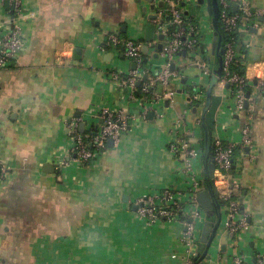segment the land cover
Segmentation results:
<instances>
[{
    "label": "crops",
    "instance_id": "1",
    "mask_svg": "<svg viewBox=\"0 0 264 264\" xmlns=\"http://www.w3.org/2000/svg\"><path fill=\"white\" fill-rule=\"evenodd\" d=\"M160 2L23 0L20 22L26 45L10 66L0 69V264L184 262L183 223L149 224L134 206L146 193L189 186L184 159L169 145L186 131L187 138L201 146L202 111H195L188 95L196 83L207 80L195 62L176 63L177 94L164 101L163 116L130 118L120 142L108 144L94 163L71 162L64 171L57 169L70 142V122L79 119L80 131L97 126L96 112L103 105L139 113L137 106H129L127 89L109 76L110 70L126 75L134 64L116 49L102 46L108 34L121 32L123 25L128 36L135 33L144 39L149 16ZM10 3L0 0V38L12 28ZM251 3L259 15L243 30L242 48L252 87L254 144L237 153L231 181L246 189L242 202L251 230L242 237L241 247L255 262L254 254L264 256V91L258 86L264 81V0ZM213 37H208L211 44ZM217 87L221 91L216 94L224 93L222 105L231 104V93ZM156 89L160 92V85ZM243 122L238 116L228 135L237 137ZM46 163L54 170L45 171ZM214 242L220 250L212 262L233 264L229 255L234 245L222 225ZM204 249L197 244V251Z\"/></svg>",
    "mask_w": 264,
    "mask_h": 264
},
{
    "label": "built area",
    "instance_id": "2",
    "mask_svg": "<svg viewBox=\"0 0 264 264\" xmlns=\"http://www.w3.org/2000/svg\"><path fill=\"white\" fill-rule=\"evenodd\" d=\"M162 1L163 5L155 12L156 17L150 19L156 25V34L152 41L145 38L122 37L121 33L112 32L108 34L107 41L102 46L103 50L109 47L116 49L118 54H122L134 64L126 75H122L117 70H110L109 76L118 82L121 89H127L126 96L129 106L133 102H140V106H137L139 113H130L128 107L103 105L96 112L99 122L97 126L93 125L86 131H80L79 119L70 122L71 138L65 154H61L58 158V171H64L71 162L85 165L94 163L108 148L109 140H113L114 143L120 142L129 129L130 118L147 119L151 113L163 116L164 101L174 99L176 92L172 83L175 78L179 77L178 71L171 69V63H177L175 60L183 57L184 50L187 57L195 59L196 66L201 69L204 76L214 75L215 55L212 53L213 44L208 38L214 35L212 16L206 11L205 13L199 11L198 13L203 14H200V21H198L197 15H191L186 6L188 0ZM218 2L219 22L230 33V37L224 45L223 74L217 85L222 90H230L231 104L221 106L213 132L212 158L216 164L214 186L219 199L223 202L222 208L224 207L221 225L227 232L228 240L234 245L229 258L233 264H264L262 254H254L256 261L252 262L253 254L244 251L241 247L243 246L242 237L251 230V223L249 215L243 209L242 199L235 197L239 188L231 181V172L237 153H243L247 148H252L254 144L251 135L253 111L250 107L253 97L252 95L248 97L246 94V87H251L250 80L246 74H240L234 67L241 56L238 47L243 46L242 32L246 27L255 24L259 13L253 12L251 0H218ZM196 3L195 6L205 4H201L199 0ZM235 4H238L237 10L234 9ZM10 7L9 21L12 28L0 38V69L10 66L26 45L23 26L20 22L24 16L23 0H11ZM208 21L212 28L210 34L204 28V23ZM160 34H164L166 38L160 40ZM160 42H163V48L159 50L157 46ZM145 46L148 47L147 51H144ZM151 50L155 53L151 54ZM209 50L211 55L206 57L210 60L205 61L200 57V53ZM145 52L149 56L147 67H145ZM156 53H159V58L163 61L153 66L150 60L152 57L155 58ZM146 75L147 78H145ZM159 85L160 92L156 89ZM258 86L264 91L263 80L258 82ZM208 87L209 81L196 83L193 89L189 90L188 96L191 104H197L198 108L205 105ZM222 95L224 96V93ZM247 101L249 108H246ZM224 116L226 120L223 119ZM236 116H242L244 122L238 130V136L230 137L228 131L236 121ZM198 122L203 123L202 115L198 118ZM187 136L186 131L176 134L169 145L172 152L184 159V170L189 179L187 189L167 187L152 191L138 197L135 205L138 206L136 210L138 216L149 224L161 220L181 221L184 227L181 242L187 248L184 264H194L195 257L198 256L197 242L206 220V213H202L204 208L197 198V193L205 187L204 149L202 145L196 146L194 140ZM173 257L177 258V255ZM212 261L211 259V264H213Z\"/></svg>",
    "mask_w": 264,
    "mask_h": 264
},
{
    "label": "water",
    "instance_id": "3",
    "mask_svg": "<svg viewBox=\"0 0 264 264\" xmlns=\"http://www.w3.org/2000/svg\"><path fill=\"white\" fill-rule=\"evenodd\" d=\"M199 2L201 4H204L205 0H199ZM207 4H208V12L212 16V24L214 28L212 53L216 57V62L218 63V67L214 69V75L212 76L209 87L207 89L206 102L201 110L202 111L201 115L203 117L202 126L206 131L207 147L204 150V155H203L205 187L197 193V198L199 203L205 210H210L207 212L208 217L211 216L213 213H216L217 221L210 235H208V226L204 227L202 233V241L206 242V247L203 252H201L197 257H195L194 264H211L212 255L210 254V248L217 236V232L220 228L223 217L221 210L223 202L219 199V194L217 193L216 188L214 186L216 164L212 158V146H213V132L216 126L217 116L224 99V96L222 94H216L214 92V88L217 86L219 79L223 74V54L225 53V49L224 47H222V37L218 30L219 19H220L219 2L218 0H207ZM162 5H163V1L160 2V6ZM237 8H238V4H235L234 9L237 10ZM155 17H156L155 14H151L149 16L150 19H154ZM126 31H127V26L123 25L122 31L119 33H125ZM252 31H256L255 28ZM155 34H156V25L152 21H149L146 24L145 39L148 41H152L155 38ZM165 38L166 37L164 34L159 35L160 40H164ZM157 47L159 50L162 49L163 42H160ZM238 49L240 50L241 46H239ZM147 50L148 47L145 46L144 51ZM182 55L187 56L185 50L182 52ZM155 58H159V53L155 54ZM209 60L210 58H208V61ZM176 65H177L176 62H172L171 69L176 70ZM145 78H147V75L145 76ZM183 82L186 83L187 80L184 79ZM255 84H257V81L255 82ZM183 91L185 90H180V92ZM247 96L248 97L251 96V92H248ZM246 108H249L248 101L246 102ZM198 110L199 108L196 106L195 111ZM152 116H154L153 113L150 114V117ZM108 144L109 146L115 145L113 140H109ZM246 150L248 151L249 148H247ZM49 167L51 168L50 170L48 169ZM234 168L235 165L233 166V169ZM44 169L45 171L51 172L54 170V165L52 163H46L44 165ZM137 208L138 206L135 205L134 209L137 210Z\"/></svg>",
    "mask_w": 264,
    "mask_h": 264
},
{
    "label": "trees",
    "instance_id": "4",
    "mask_svg": "<svg viewBox=\"0 0 264 264\" xmlns=\"http://www.w3.org/2000/svg\"><path fill=\"white\" fill-rule=\"evenodd\" d=\"M7 9L10 10L11 7L9 4H7ZM14 15V13H13ZM218 30L220 32V35L222 37V47H224L225 43L228 41L229 37H230V33L228 31H226L223 26L221 25V23L219 22V27H218ZM122 37H126V32L121 34ZM241 38H242V35H241ZM204 52V51H203ZM241 56L240 58L238 59V62H237V65H235V70H237L240 74H245V67H244V64L242 62H245V54L247 51L244 50V48L241 47V49L239 50ZM145 67H147L148 65V54H146L145 52ZM205 61H208L207 57H204ZM218 67V63L216 62V68ZM192 90V89H191ZM248 92H251V95H252V87H246V94H248ZM197 104H194V106H196ZM203 127V126H202ZM214 139V138H213ZM200 142H201V145L203 147V149L205 150L206 147H207V141H206V131L203 127V133H202V137L200 139ZM245 192H246V189L242 186L239 187V189L237 190V192L235 193V197L236 198H239V199H243L244 195H245ZM212 210V209H211ZM210 211V210H206V218H207V221H206V226H208V235L211 234L212 232V229L214 228L215 224H216V221H217V216H216V213H213L211 216H207V212ZM222 223V222H221ZM221 226V225H220ZM202 233L203 231L201 232V236L199 237V240L197 242V244H201L202 247L205 246L206 247V242L202 241ZM204 251V250H203ZM202 250L199 251L198 250V255L203 252Z\"/></svg>",
    "mask_w": 264,
    "mask_h": 264
},
{
    "label": "rangeland",
    "instance_id": "5",
    "mask_svg": "<svg viewBox=\"0 0 264 264\" xmlns=\"http://www.w3.org/2000/svg\"><path fill=\"white\" fill-rule=\"evenodd\" d=\"M196 1L197 0H192V1H190V0H188L187 1V4H186V6H187V8H188V10L190 11V13H191V15H197L196 16V19L198 20V21H200V18H199V16H201L200 14H203V13H205V8H204V6L203 5H199V6H195V4H197L196 3ZM203 12V13H198V12ZM204 28H206L207 30H208V33L210 34L211 32H212V28H211V23H210V21H208V22H206V23H204ZM206 32V31H205ZM134 33V32H133ZM135 34V33H134ZM129 35V37H132V38H135V39H141V38H138V37H135V36H138L137 34H135V35ZM142 34V33H141ZM126 36H128V35H126ZM154 54L155 53V51L154 50H151V54ZM151 54H150V56H151ZM208 55H211V51L209 50L208 52H201L200 53V57L201 58H204V57H206V56H208ZM184 59V60H183ZM125 60H127V59H125ZM152 60V61H151ZM151 62L152 63H155L156 61H159V62H162L163 61V59L162 58H159V59H155L154 57H152L151 58ZM181 60H183V63H185V62H195V59H193L192 57H187V56H184V57H182V58H178V59H176L175 61H179V63H181L182 61ZM201 69H199V71H200ZM189 74V73H188ZM201 74H202V71H201ZM209 78L210 77H208V76H206V80L208 81L209 80ZM177 81H178V79H176V80H174L173 81V83H172V86L173 85H177ZM175 89V92H176V94H177V89L176 88H174ZM214 91H217V92H220L221 90L220 89H218V87L216 86L215 88H214ZM227 92H229V93H231L230 92V90H227ZM180 95H182V94H180ZM132 106H140V102H138V101H136V102H133L132 104H131ZM204 107V105L203 106H201L200 108H199V111H201L202 110V108ZM223 119L224 120H226V116H224L223 117ZM227 119H229V117H227ZM144 120V119H143ZM222 211L224 210V207L221 209ZM203 212L202 213H206V210L205 209H203L202 210ZM183 229H184V227H183ZM218 253V250H217V242H214V243H212V246H211V248H210V254H212V256L213 257H215L216 256V254ZM231 254V253H230ZM226 255H228V253L226 254ZM181 264H184V262H180ZM214 264L216 263V261H214L213 262Z\"/></svg>",
    "mask_w": 264,
    "mask_h": 264
}]
</instances>
